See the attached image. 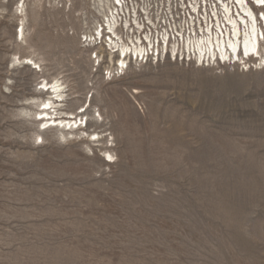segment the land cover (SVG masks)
Wrapping results in <instances>:
<instances>
[{
  "label": "rangeland",
  "instance_id": "obj_1",
  "mask_svg": "<svg viewBox=\"0 0 264 264\" xmlns=\"http://www.w3.org/2000/svg\"><path fill=\"white\" fill-rule=\"evenodd\" d=\"M16 1L0 0V264H264V5L249 0L251 59L177 50L118 70L94 40L96 25L108 37L94 0H25L24 41ZM121 2L144 30L134 41L164 28L173 40L176 21L189 33L183 0ZM14 54L41 67H13ZM43 78L64 82L67 118H84L67 142L38 131L27 103ZM104 129L111 147L92 141Z\"/></svg>",
  "mask_w": 264,
  "mask_h": 264
},
{
  "label": "bare ground",
  "instance_id": "obj_2",
  "mask_svg": "<svg viewBox=\"0 0 264 264\" xmlns=\"http://www.w3.org/2000/svg\"><path fill=\"white\" fill-rule=\"evenodd\" d=\"M207 1L210 3V7ZM217 1L218 2H216V0H203V3L201 4L202 0H188L190 7L189 9L188 4H186V0H183L181 3V9H188V16L190 17L189 19L191 21V24L189 26L187 25L189 29L188 34L186 32L185 25H183L181 22L177 24L176 21L175 25L177 26V34H173V40H170L168 36V29L164 28L161 33L159 32L160 34H157L158 36H152L146 33L144 34V37H141L139 40L137 38V41H134V34L138 36V33L142 34L144 32V30H142L141 22L139 20L137 21L138 14L134 4L132 8L133 10H126L124 7L125 5L121 2V0H94V6L99 9L104 22H106V33L108 34V37H105L103 32H100L98 29V25H96L94 31L97 32L96 34H93L96 36L94 37V40L96 41L99 38V44H101V48L106 49L107 63L109 65L108 67H115L116 69L118 68V70H124L127 67L129 59L131 58H133L135 61H139V56H141L142 59L140 61L142 62L144 57H147L146 59H148L150 56L153 57L156 54V57L158 56V60H160V54L161 56L162 54L169 55L170 53L173 55L175 52H177V50L181 52V55L188 54L189 56H193L195 61H200L202 58H215L216 61L221 59L231 62L236 59H242L245 53H247L245 56H248V58L251 59L249 56L259 53L258 31L255 27L257 21L253 6L250 5L249 0H243V2H241V0ZM24 2L25 0H17L15 3V11L21 16V26L19 30L15 31V40L20 38L21 41L25 40L26 28V24L24 22V18L26 16ZM254 2L257 3V0ZM179 4L176 3L177 9ZM257 4L259 6L264 5H260V3ZM171 5H173V3H169V7ZM201 5L204 6V11L202 14L205 25H202V19L198 15V32L197 28H195V20L197 17L193 18V15L195 13L199 14V8ZM106 8L107 10H105ZM144 10V13L147 14L148 22L155 26L158 16H156L155 20H152L148 10L145 8ZM209 11H211V15ZM171 13H173V10H171ZM260 14L261 16H259V19L263 24L264 14ZM172 16L173 18L175 17L174 15ZM209 16H213L211 17V22L208 20ZM187 19V15H185L184 23L187 21ZM159 23L161 24V17L159 18ZM191 25H193V27H191ZM214 25L216 29H214ZM162 26L163 25L161 24V27ZM128 39L131 40L130 43L127 42ZM142 39L147 41V45H142ZM101 53L102 52H100L99 55H96L98 60L101 56ZM257 60H259L258 63L255 61L254 65L260 67L262 61H264V57H260ZM11 64L13 67L17 65L22 66L24 64H31L33 69L41 67L39 62L34 60L33 57H30L29 55L21 57L14 54ZM39 84H41V87L39 88L41 93L47 89L44 94V98L39 99V97L36 96L27 99V103L36 107L35 115L38 114V118H42L41 121H38V131L46 130V128L50 129L49 127H54V129H56L55 133L57 135V139H61L63 142L68 141V135L73 136L75 134H80L81 132L79 130L72 131V129L78 128V125L82 126L84 123V118H79L80 123L76 120L72 121L70 118H67V116L69 117V115H72L73 112L66 111L64 109V106L68 100V94H66L67 90L66 86H64V82L60 81L59 78H54L50 81L43 78ZM38 95L41 94L38 93ZM89 107H91V99L89 100ZM21 113L25 117H29V110L24 108L22 109ZM85 114L86 120L91 119L95 121V123L100 120L102 122L104 121L101 113H98V115L94 114L89 116L87 110ZM42 120L44 121L42 122ZM39 125L41 126L39 127ZM87 128L88 122L85 124L84 130ZM64 129H69V131H65ZM90 135H94L96 137V140H92L94 144L102 142V144H105L106 148L113 145V139L110 137L111 133L107 132V129H104L101 132H93ZM38 137L39 134L36 135V138ZM104 153L107 154L108 157H112L109 149L104 150Z\"/></svg>",
  "mask_w": 264,
  "mask_h": 264
},
{
  "label": "built area",
  "instance_id": "obj_3",
  "mask_svg": "<svg viewBox=\"0 0 264 264\" xmlns=\"http://www.w3.org/2000/svg\"><path fill=\"white\" fill-rule=\"evenodd\" d=\"M135 58V57H134ZM147 57H144L143 58V60H142V62H146V59ZM149 58H152V60L153 61H157V57H156V54L152 57V56H150ZM142 58H141V56H139V61L141 60ZM172 59L174 60L175 59V55L174 56H172ZM178 59H182V57H179ZM134 60V59H133ZM186 60H188V59H186ZM141 62V61H140Z\"/></svg>",
  "mask_w": 264,
  "mask_h": 264
},
{
  "label": "snow or ice",
  "instance_id": "obj_4",
  "mask_svg": "<svg viewBox=\"0 0 264 264\" xmlns=\"http://www.w3.org/2000/svg\"><path fill=\"white\" fill-rule=\"evenodd\" d=\"M241 2H243V0H241ZM257 3L264 4V0H257ZM262 39H264V37H262ZM245 55H247V53H245ZM46 90L47 89H45V91Z\"/></svg>",
  "mask_w": 264,
  "mask_h": 264
}]
</instances>
